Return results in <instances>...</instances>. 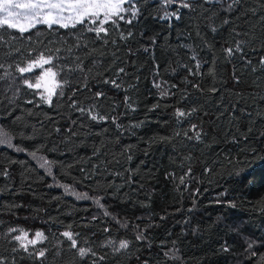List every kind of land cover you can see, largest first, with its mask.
Masks as SVG:
<instances>
[{
  "label": "trees",
  "instance_id": "16d2710c",
  "mask_svg": "<svg viewBox=\"0 0 264 264\" xmlns=\"http://www.w3.org/2000/svg\"><path fill=\"white\" fill-rule=\"evenodd\" d=\"M188 4L130 0L100 38L0 30V264H261L264 0ZM49 67L51 104L25 84Z\"/></svg>",
  "mask_w": 264,
  "mask_h": 264
},
{
  "label": "snow or ice",
  "instance_id": "6c2138e0",
  "mask_svg": "<svg viewBox=\"0 0 264 264\" xmlns=\"http://www.w3.org/2000/svg\"><path fill=\"white\" fill-rule=\"evenodd\" d=\"M128 0H0V30L9 29L12 31H18L20 36L23 37L25 33L37 28L38 25H44L49 30H52L54 26L62 29L76 28L77 25H83L88 32H95L97 38H100L101 33L104 35L108 34V29L104 27L105 24L115 23L116 19H124L121 13L127 11L123 5ZM170 2V0H168ZM183 7H189L188 3H183ZM231 7V5H229ZM133 17L136 15V11L132 12ZM166 18V17H165ZM129 23L131 21H128ZM91 25V27L89 26ZM15 38V37H13ZM237 43L236 51H240V44ZM59 51V49H57ZM229 55H232L233 49H226ZM53 57H45L41 53L36 59L32 60L25 67H18L17 70L24 74L31 72L34 68H43L44 65L51 64ZM264 63V60L261 61ZM123 71V69H121ZM58 73L53 71V68H47L36 84L33 85L27 80L25 84L29 88L41 87V81L45 77L54 78ZM115 84V81L112 82ZM62 84H57L56 87H62ZM159 87V85H155ZM47 95L41 94V99L45 103L51 104L52 96L55 94V88L46 89ZM63 94L62 92L60 93ZM98 95H100L98 93ZM177 115H184L182 112H178ZM91 119L96 120L97 116L92 115ZM103 119V117H100ZM2 131V130H0ZM4 137H7V132H2ZM5 142L0 140V143ZM9 146H12L10 140L8 141ZM35 156V153L32 154ZM47 163V161H45ZM107 214V213H106ZM27 233H22L21 236H17L16 239L23 241ZM68 239L72 240V236L69 232L63 233ZM43 238L41 232H36V239L29 241L31 244H35L37 240ZM140 237H138L139 239ZM73 246L76 241L72 240ZM24 246L23 244L21 245ZM127 242H121L120 248H127ZM248 248H252V244L248 245ZM227 250V249H225ZM80 254L83 256L86 254L84 249H80ZM44 253L40 252V256ZM256 255L255 252L252 253ZM261 264H264V257H260Z\"/></svg>",
  "mask_w": 264,
  "mask_h": 264
},
{
  "label": "rangeland",
  "instance_id": "374dc122",
  "mask_svg": "<svg viewBox=\"0 0 264 264\" xmlns=\"http://www.w3.org/2000/svg\"><path fill=\"white\" fill-rule=\"evenodd\" d=\"M130 1V0H128ZM163 3H164V6L165 7H170L172 5H181L183 3H188L190 0H170V2H168V0H162ZM209 1H212V2H217V3H220L222 4L223 6L225 7H228L229 4H230V1L231 0H209ZM124 6V5H123ZM56 87V82H55V78H52V77H45V79L42 81L41 83V87H39V89L42 90V92L44 93V95L46 96L47 95V91L46 89L48 88H55ZM161 91H164L165 88L159 84V87H158ZM0 130H2V128L0 127ZM2 132H4L3 130L0 131V140H4L5 142L3 143H0V148H9V149H14V145H13V141L12 139L7 136V137H4L2 135ZM10 140V143L12 146H9V143L8 141ZM32 159L34 160V162L45 172L49 173L50 172V165L48 163H45V158L43 156H39V155H35V156H32ZM64 188L63 190L66 192V194L68 196H71L77 200H80V201H89L91 203L94 204V206L96 207V213L97 214H103L104 213V202H103V199L100 198L99 196H91V195H88L74 187H62ZM239 235V239H242L241 235L238 233ZM252 244V248L250 249V251L253 249L254 247V243L253 241H251L249 239V244ZM176 254L175 252H172L171 255H174ZM245 260V259H244ZM243 260V261H244ZM242 262V261H241ZM243 263V262H242Z\"/></svg>",
  "mask_w": 264,
  "mask_h": 264
}]
</instances>
